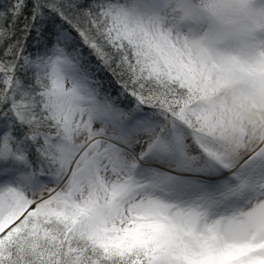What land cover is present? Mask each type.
<instances>
[{"label": "snow or ice", "instance_id": "obj_1", "mask_svg": "<svg viewBox=\"0 0 264 264\" xmlns=\"http://www.w3.org/2000/svg\"><path fill=\"white\" fill-rule=\"evenodd\" d=\"M0 264H264V0H0Z\"/></svg>", "mask_w": 264, "mask_h": 264}]
</instances>
